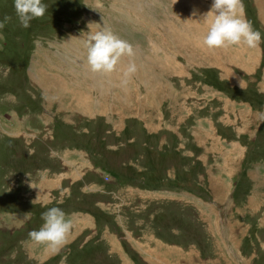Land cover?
Returning <instances> with one entry per match:
<instances>
[{"label":"rangeland","instance_id":"obj_1","mask_svg":"<svg viewBox=\"0 0 264 264\" xmlns=\"http://www.w3.org/2000/svg\"><path fill=\"white\" fill-rule=\"evenodd\" d=\"M44 2L25 28L0 0V264H264V0L257 62L201 43L213 0ZM100 27L134 48L126 85L87 64ZM51 207L58 251L29 235Z\"/></svg>","mask_w":264,"mask_h":264},{"label":"clouds","instance_id":"obj_2","mask_svg":"<svg viewBox=\"0 0 264 264\" xmlns=\"http://www.w3.org/2000/svg\"><path fill=\"white\" fill-rule=\"evenodd\" d=\"M14 8L19 22L27 28L34 18L46 14L48 4L44 0H14ZM9 19L11 17L5 16L0 20V28ZM201 20L208 25L201 43L209 49L226 48L230 45L256 48L262 41V33L246 17L243 0H213L211 9ZM84 42L87 48V64L91 71L104 74L122 71L124 85L137 72V65L132 59L135 56L133 46L111 29L100 27L95 32H87ZM124 57L129 58V63L122 69ZM42 218L44 223L29 234L30 238L37 244L58 251L67 244L73 222L60 207L48 208L42 213Z\"/></svg>","mask_w":264,"mask_h":264},{"label":"bare ground","instance_id":"obj_3","mask_svg":"<svg viewBox=\"0 0 264 264\" xmlns=\"http://www.w3.org/2000/svg\"><path fill=\"white\" fill-rule=\"evenodd\" d=\"M127 3V2H126ZM138 6V5H137ZM136 6V7H137ZM204 10V9H203ZM205 11V10H204ZM195 25V24H194ZM194 27H196L197 28V26L195 25ZM178 32V31H177ZM187 34V33H186ZM246 48H248V47H246ZM242 49V48H241ZM253 49V48H252ZM217 51V50H216ZM242 51H244V50H242ZM215 52V51H214ZM245 52V51H244ZM256 52V53H255ZM240 53V52H239ZM241 54V53H240ZM249 55V54H248ZM241 56V55H240ZM257 57H259V47L257 48H254V59H252L253 60V62L255 61V62H257ZM213 60V59H212ZM238 61L240 62V58H238ZM242 65L245 67V65L242 63ZM263 65V64H262ZM151 68V67H150ZM227 68V67H226ZM225 69V68H224ZM225 71V70H224ZM137 73V72H136ZM229 73V72H228ZM86 74H87V71H86ZM112 76V75H111ZM243 77V76H242ZM94 78V77H93ZM116 78V77H115ZM237 79V78H236ZM233 80V79H232ZM146 81V80H145ZM241 82V81H240ZM218 85V84H217ZM253 85V84H252ZM94 86V85H93ZM99 88V87H98ZM108 88H110V86L108 87ZM241 88V87H240ZM243 89V88H242ZM107 90H109V89H107ZM103 91H105L104 89H103ZM120 91H121V89H120ZM123 91H125L124 93H126V90L125 89H123ZM106 92V91H105ZM90 93V92H89ZM101 94V93H100ZM91 95V94H90ZM122 95V94H121ZM90 97H92V96H90ZM109 97V96H108ZM225 97V96H224ZM109 99V98H108ZM13 100V99H12ZM92 100V99H91ZM110 101V100H109ZM84 112L85 113H93L92 111H91V108L89 109H85L84 110ZM97 112H99V113H103V109H99Z\"/></svg>","mask_w":264,"mask_h":264},{"label":"trees","instance_id":"obj_4","mask_svg":"<svg viewBox=\"0 0 264 264\" xmlns=\"http://www.w3.org/2000/svg\"><path fill=\"white\" fill-rule=\"evenodd\" d=\"M48 2H49V1H48ZM50 11H51V6H50V4H49V6H48V11H47V19H48V17H49Z\"/></svg>","mask_w":264,"mask_h":264}]
</instances>
